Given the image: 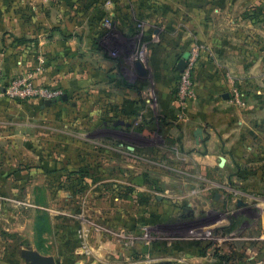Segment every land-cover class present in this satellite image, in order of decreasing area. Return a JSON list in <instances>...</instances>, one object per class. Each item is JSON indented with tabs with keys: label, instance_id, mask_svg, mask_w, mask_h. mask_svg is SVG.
<instances>
[{
	"label": "crops",
	"instance_id": "crops-1",
	"mask_svg": "<svg viewBox=\"0 0 264 264\" xmlns=\"http://www.w3.org/2000/svg\"><path fill=\"white\" fill-rule=\"evenodd\" d=\"M104 2L0 0V70L4 79L31 73L37 83L58 88L66 95L65 100L61 98L50 105L37 99L23 103L34 108L35 116L45 115L48 110L52 114L49 116L61 119L66 110L72 109L69 103L73 95L76 118L91 121L93 127L108 125L109 130L123 133L133 130L137 118L142 119V129L161 120L176 137L177 147L190 149L188 156L200 171L227 169L231 163L225 149L236 147V182L241 184L248 176L245 152L251 151V157L259 161L252 167V179L264 188V162L259 160L264 147V0H120V10L113 15L120 29V37L115 39L122 48L119 57H112L98 44L106 29ZM228 24L235 25L234 29L230 26L235 48L224 42ZM195 38L205 40L209 46L197 49ZM136 40H140L136 42L140 57L127 60L129 51L124 50ZM217 40L223 43L215 47L212 44ZM194 51L197 98L183 110L174 97L175 82L171 76L180 72L179 61H187ZM232 52L236 58L234 82L246 103L237 104L235 116L229 109L232 100L223 97L233 81L227 75L228 61L222 57ZM136 61L141 63L143 73L137 70ZM152 73L158 83L156 96L151 90ZM2 174L0 170V185L10 178L20 182V172L11 177ZM228 177L227 172V180ZM261 192L250 196L241 191L237 198L243 203L237 211L242 216L249 212L252 215V238L237 243V264H264ZM246 226L242 223L241 228ZM7 237L9 241L13 239L10 243L16 249L9 254L1 250L0 264H29L21 250L17 251L19 246L30 247L21 237L0 231V249L4 248L2 239ZM30 248L40 255L53 256ZM76 252L85 255L78 263L102 262L100 246L86 243L70 249V254ZM179 255L153 256L152 260L143 257L129 264H163L171 260L174 264H215L205 257ZM57 262L65 264L61 259Z\"/></svg>",
	"mask_w": 264,
	"mask_h": 264
},
{
	"label": "rangeland",
	"instance_id": "rangeland-1",
	"mask_svg": "<svg viewBox=\"0 0 264 264\" xmlns=\"http://www.w3.org/2000/svg\"><path fill=\"white\" fill-rule=\"evenodd\" d=\"M230 26L235 28L227 25L224 42L235 48ZM114 30L118 39L119 26ZM139 41L124 50L128 56L140 57ZM194 42L197 49L209 46L198 38ZM220 43L223 40L212 45ZM222 58L232 71L226 70L233 82L224 92L232 100L229 109L235 116L236 58L233 52ZM179 74L171 76L174 93ZM151 79L156 96L154 73ZM70 99L72 109L55 119L48 110L35 116L31 105L0 95V170L6 177L17 172L21 176L18 183L10 178L0 185V231L21 237L30 247L65 264H99L98 260L78 263L84 254H70V249L86 243L102 248L100 264H129L178 253L205 257L215 264H237V243L252 238V215L237 211V198L241 191L250 196L264 192L252 179V167L259 161L251 151L245 152V183H237L236 147L225 149L231 163L227 169L200 171L188 156L190 149L177 147L176 137L163 121L142 129V119L137 118L128 133L109 130L108 125L97 128L75 117L74 96ZM261 149L259 160L264 162ZM242 223L248 226L242 229ZM9 238L1 242L5 254L16 249ZM30 247L17 249L29 264L27 254L36 252Z\"/></svg>",
	"mask_w": 264,
	"mask_h": 264
},
{
	"label": "built area",
	"instance_id": "built-area-1",
	"mask_svg": "<svg viewBox=\"0 0 264 264\" xmlns=\"http://www.w3.org/2000/svg\"><path fill=\"white\" fill-rule=\"evenodd\" d=\"M119 6L120 0H105L103 9L107 13V16L103 19V25L106 29L98 39L100 48L103 51L108 52L112 57H119L122 52V48L119 46L120 44L115 40V23L113 20V15L120 10ZM131 58L132 57L127 56V60H131ZM135 58L136 56L134 59ZM196 60L197 52L194 51L187 59L185 68L180 71L178 82L175 87L174 97L179 101L181 109L183 110H185L188 102L194 101L197 98V91L194 82ZM234 88L232 96L235 102L239 106L246 105L239 87L235 85ZM0 95H7L10 99L17 101L37 99L41 102H45L47 100L54 101L62 96V91L43 83H37L31 73L16 75L9 80H5L3 73L0 70Z\"/></svg>",
	"mask_w": 264,
	"mask_h": 264
},
{
	"label": "water",
	"instance_id": "water-1",
	"mask_svg": "<svg viewBox=\"0 0 264 264\" xmlns=\"http://www.w3.org/2000/svg\"><path fill=\"white\" fill-rule=\"evenodd\" d=\"M186 61L184 59H181L178 63V68L180 71H182L185 68ZM135 66L139 73H143L142 65L139 61H136ZM224 98L228 97V94H225L223 96ZM62 99H66V95L61 96ZM52 103L51 100L45 101L46 105H50ZM200 132V131H199ZM218 197V194H216ZM243 203L241 201H238V205H242ZM27 257L30 259V264H58L57 260L53 256H43L38 254L37 252H29L27 254Z\"/></svg>",
	"mask_w": 264,
	"mask_h": 264
},
{
	"label": "trees",
	"instance_id": "trees-1",
	"mask_svg": "<svg viewBox=\"0 0 264 264\" xmlns=\"http://www.w3.org/2000/svg\"><path fill=\"white\" fill-rule=\"evenodd\" d=\"M56 100H57V101H58V100H61V96H60V97H58L57 99H55L54 101H56Z\"/></svg>",
	"mask_w": 264,
	"mask_h": 264
}]
</instances>
